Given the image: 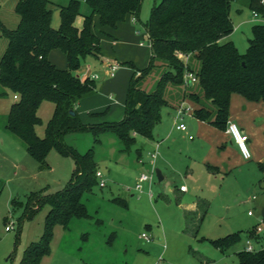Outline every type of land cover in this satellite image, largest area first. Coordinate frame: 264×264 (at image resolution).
Segmentation results:
<instances>
[{
  "label": "rangeland",
  "instance_id": "374dc122",
  "mask_svg": "<svg viewBox=\"0 0 264 264\" xmlns=\"http://www.w3.org/2000/svg\"><path fill=\"white\" fill-rule=\"evenodd\" d=\"M18 1L0 0V58L7 46V39L1 34V25L9 29L18 26ZM52 1L63 4L68 0ZM157 1L161 0H143L139 26L148 21ZM87 9L83 3L81 12L87 14ZM231 15L234 31L227 40L231 39L239 51L245 53L248 39L252 37V27L262 18L254 15L245 0L233 3ZM55 19H59L58 7L53 9L54 22ZM83 20L80 15L76 22L83 25ZM144 45L130 53L139 56L138 62L135 61L137 64L148 65L152 49L147 35ZM108 49L110 53L103 59L88 56L82 64V67L86 66L99 75L96 79L97 96L80 105L79 112L85 123H95L96 119L97 123L119 122L125 115L128 86L135 69L127 63L118 62L116 76H110L109 64L114 63L111 56L113 46L108 45ZM241 100L244 101L243 97L235 93L231 98V107L243 108ZM13 101L12 95L0 96V264L21 263L28 246L42 237L49 210V206L44 205L34 216L23 219L19 224L24 209L14 206L13 200L26 201L33 192L54 193L66 188L76 168L72 155L60 153L55 148L46 157L47 166L41 168L26 143L6 129ZM105 110L108 111L103 115H91ZM38 112L41 123L35 126V132L44 137L54 115L55 104L45 101ZM180 122L194 125L192 134L195 140L190 138L189 133L175 127ZM247 133L251 138V159H240L236 154L229 153L231 166L225 168V162H222V173H210L207 169V161L202 157L208 155V162L216 163L215 141L206 125L188 114L181 121L174 111L164 113L154 135L158 140L168 138L161 144L160 155L154 164L149 155L156 152V141L138 137L129 151H123V144L113 132L100 133L98 142L92 132L69 134L67 141L80 153L95 147L98 167L106 185L101 187L98 184L92 193L84 196L91 217L75 220L70 231L56 228L51 254L44 257L41 264H156L159 261L163 264H238L236 253L244 250L248 239L256 248L264 244V182L260 181L262 170L252 148L254 142L256 148L264 150V128L255 134L249 130ZM140 153L144 163L138 159ZM167 156L170 158L167 159ZM262 162L264 164V160ZM158 169L163 171L164 180H159ZM143 173L152 176V181L151 184L145 182L139 192L135 188ZM182 185L189 188L188 192H181ZM118 196L127 200L128 207L111 200ZM198 198L209 202V210L198 235L194 236L184 232L183 206ZM12 223L14 227L7 230L6 226ZM253 229H256L255 233L249 235ZM235 232L240 233L241 239L227 249L217 248L211 242ZM143 233L151 240L141 238Z\"/></svg>",
  "mask_w": 264,
  "mask_h": 264
},
{
  "label": "trees",
  "instance_id": "16d2710c",
  "mask_svg": "<svg viewBox=\"0 0 264 264\" xmlns=\"http://www.w3.org/2000/svg\"><path fill=\"white\" fill-rule=\"evenodd\" d=\"M237 0H161L155 2L144 29L151 40L152 56L148 66L135 69L125 103V115L119 122L85 123L78 110L80 101L98 92L96 79L82 78L79 69L88 56L101 58V36L94 26V17L103 27L115 28L128 15L140 20L143 0H68L60 4L52 0H19L16 12L18 26L1 25L7 39L0 58V96L12 95L6 129L22 139L31 155L47 166L51 149L72 155L76 162L66 188L54 192H33L26 201L13 200L24 209L23 217L34 216L44 205L49 206L42 237L25 250L20 264H41L51 254L54 231L71 230L75 220L91 217L84 201L100 185L95 147L80 153L67 141L69 134L92 132L98 142L100 133L113 132L129 151L138 137L152 139L161 122L163 110H177L184 102L195 104L193 116L219 129H227L231 97L239 93L250 101L264 102V0H245L246 5L261 16L252 27V37L245 53L228 39L234 31L233 3ZM89 12H81L82 4ZM60 10V25H52L53 9ZM241 12V9H237ZM82 15L83 25L76 24ZM54 49L67 56V67L58 68L51 60ZM197 78L194 84L185 80L186 72ZM55 104V112L44 137L35 132L41 123L39 109L43 102ZM103 112L91 113L103 115ZM101 171V170H100ZM102 172V171H101ZM128 207L122 197L111 199ZM207 208L187 215V232L198 233ZM20 227V225H19ZM256 229L250 230L253 235ZM258 230V229H257ZM241 239L235 232L211 242L227 249ZM238 264H264V244L255 251L236 253Z\"/></svg>",
  "mask_w": 264,
  "mask_h": 264
},
{
  "label": "crops",
  "instance_id": "0c3cea01",
  "mask_svg": "<svg viewBox=\"0 0 264 264\" xmlns=\"http://www.w3.org/2000/svg\"><path fill=\"white\" fill-rule=\"evenodd\" d=\"M86 7L88 8L87 11L89 12V7L87 5H86ZM134 18H135V16L128 15L115 28H112V27H108V26L103 27L100 23L99 16L96 15L94 17L95 29L98 31V33L101 36V58L100 59H103L105 56L108 55V53H110L109 49H108V45H111V46H113V52L111 53V56L114 57L113 58L114 62H116V63H118V62H122V63L132 62L138 68H141V69L148 66L146 63L137 64L136 62H138L139 56H135V55L130 53L131 50H135L136 48H140L141 46H145L144 44H141V42L143 41L142 40L143 36L138 34V29L140 27H139L138 23L134 21ZM76 24L79 27L82 26L81 23L79 24V22H76ZM52 25L55 28L59 27V25H60V10H59V19H55V22H54V20H52ZM102 51H104V52H102ZM127 54H129L128 57L126 56ZM150 55L152 56V50H151ZM115 59L119 60V61H115ZM50 60L58 68L65 69L67 67V56L62 51H60L58 49H54L53 51H51ZM111 63H113V61L110 62V64ZM78 72L80 73L79 75L82 78H86L89 76L91 77L93 74H95L91 71V69H89L86 66H83V67L81 66V68L79 69ZM115 76H113V77H115ZM98 92H99V90H98ZM98 92L94 95L83 98L78 105V110L80 109V105L83 101H85L87 99H92L93 97H96ZM234 94L235 93H233L232 96H234ZM239 95L242 96L244 99V101L241 100V102H240V104L243 105L244 107L243 108L241 107L242 109L241 108L236 109L235 107L232 108L230 106L229 122L238 123V125L240 126L242 131L245 133H247V131L249 130L252 132L251 134H255L257 130L264 128V118H262V116L264 115V102L263 101H250V100L246 99L243 95H241V94H239ZM191 103L195 107V104L193 102H191ZM245 103H247V104H245ZM168 110L174 111V113L176 112V110H174V109L165 108L163 110V116H164V113H169ZM258 112H260V113H258ZM188 115H190L193 119H195L199 123L206 125V129H208V132L213 136V139L215 141L214 144H215V148H216V154L214 156H215L216 163L211 164L210 162H208V155H205L204 157H202L204 161H207L208 165H206V167H207V169H209L210 173L211 172L212 173H222L223 169H224V167L220 166L222 164V162H225V168L226 167L229 168V166H231V164H229V153L233 154V155L236 154V156L240 157V159L243 158L244 160H246L244 157H242V155H241V153L237 147V144L232 139L230 134L227 132V129H219V128H217V127H215V126H213V125H211L205 121H202V120L196 118L195 116H193V114H188ZM163 116H162V119H163ZM95 123H97V119L95 120ZM177 124L178 123H176V125H175L176 128H177ZM193 129H194V125L190 124L188 126V130L185 132L189 133V135L191 136V135H193L192 134ZM178 130H181V129H178ZM182 131H184V130H182ZM247 134H250V133H247ZM167 138H168V136L163 137L160 140H158L157 137L154 135V137L152 139H147L150 141L158 142V146H157V150H156L158 152L157 157L155 159H153L152 156L149 155L150 159H152V161H151L152 164L155 163L156 159L160 155V150H159L160 146H161V144H163L166 141ZM191 139L195 140V136L193 135V138H191ZM250 140H251V138L249 139V142H250ZM252 148H253V152L256 155L257 160H259L258 163H259L260 169L262 170L261 173H262L263 177L260 181L264 182V164L262 162L264 160V150L261 151L258 148H256V144L254 142H252ZM223 155H224V157H223ZM169 158H170V156H167V159H169ZM138 159H139L140 163L145 162L141 153L138 155ZM226 161H227V163H226ZM158 170L161 174V178H159V180L160 181L164 180L165 176L163 175V171L160 169H158ZM147 182H149V181H147ZM150 184H151V182H150ZM188 190H189V188L187 187L186 190H184V191L181 190V192L186 193V192H188ZM201 206L206 207L207 213H208L209 202L204 198H198L197 200H194L192 202L184 204V206H183V208H184L183 216H184V221H185L184 232L186 234H191V235L194 234V236L198 235L200 229H199L198 233H196V234L193 232H187L186 231L187 215L191 214V213L199 212V207H201ZM207 213H206V215H207ZM249 215H251V214L249 213ZM191 216L194 217L195 215L191 214Z\"/></svg>",
  "mask_w": 264,
  "mask_h": 264
},
{
  "label": "built area",
  "instance_id": "2783aa9c",
  "mask_svg": "<svg viewBox=\"0 0 264 264\" xmlns=\"http://www.w3.org/2000/svg\"><path fill=\"white\" fill-rule=\"evenodd\" d=\"M254 15L259 16L257 12L253 11ZM134 21L136 22V18H134ZM138 34L142 35L144 37L143 41L141 42V44L145 43V39H146V35L149 36V34L144 30V29H138ZM109 75L110 76H115L117 73V69H118V63L114 62L111 63L109 65ZM94 79H98L99 75L98 74H93L91 76ZM185 80L187 83H191L194 84L197 81L196 76L194 75V73L187 71L185 74ZM194 111V106L188 105L187 102H184L177 110H176V114H177V118L180 119L181 121L184 119V115L186 114H192ZM177 128L187 131L188 130V126L187 124H185L184 122H180L177 124ZM227 132L230 134V136L232 137V139L235 141V143L237 144V147L241 153V155L245 158V159H250L251 158V151L249 148V135L245 132L242 131V129L240 128V126L238 125V123L236 122H229L228 123V127H227ZM190 138H193V135L190 136ZM158 155V152L156 151L155 153H152L151 156L153 159H155ZM97 176L100 180V186L103 187L106 185V181L103 178V173L99 170L97 171ZM151 182L152 181V176H149L148 174H141L138 178L137 184H136V189L141 192L143 189V185L145 182ZM181 190H186L187 186L183 185L180 188ZM250 214H252V212H249ZM14 227L13 223L10 225L6 226L7 230H11ZM258 230H261V228H258ZM141 238H143L146 241H150L151 238L146 234L143 233L141 235ZM246 251H255L257 248L255 247V245L253 244V241L251 239L247 240L246 246L244 248ZM156 264H163L162 261L157 262Z\"/></svg>",
  "mask_w": 264,
  "mask_h": 264
},
{
  "label": "water",
  "instance_id": "95a60500",
  "mask_svg": "<svg viewBox=\"0 0 264 264\" xmlns=\"http://www.w3.org/2000/svg\"><path fill=\"white\" fill-rule=\"evenodd\" d=\"M157 174H158L159 178H161V174H160L159 170L157 171ZM262 212H263V217H264V209Z\"/></svg>",
  "mask_w": 264,
  "mask_h": 264
}]
</instances>
